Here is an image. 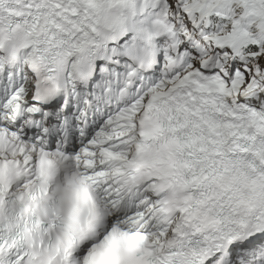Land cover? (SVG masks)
I'll return each instance as SVG.
<instances>
[{
  "label": "snow or ice",
  "instance_id": "snow-or-ice-1",
  "mask_svg": "<svg viewBox=\"0 0 264 264\" xmlns=\"http://www.w3.org/2000/svg\"><path fill=\"white\" fill-rule=\"evenodd\" d=\"M0 264H264V0H0Z\"/></svg>",
  "mask_w": 264,
  "mask_h": 264
}]
</instances>
